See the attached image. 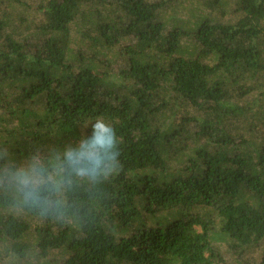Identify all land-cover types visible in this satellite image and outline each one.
<instances>
[{
  "label": "trees",
  "instance_id": "16d2710c",
  "mask_svg": "<svg viewBox=\"0 0 264 264\" xmlns=\"http://www.w3.org/2000/svg\"><path fill=\"white\" fill-rule=\"evenodd\" d=\"M171 1L45 0L23 33L0 22V165L75 144L98 118L121 163L78 219L0 204V264H224L212 239L264 244V89L250 99L264 0L189 26L166 19Z\"/></svg>",
  "mask_w": 264,
  "mask_h": 264
},
{
  "label": "clouds",
  "instance_id": "9594fccd",
  "mask_svg": "<svg viewBox=\"0 0 264 264\" xmlns=\"http://www.w3.org/2000/svg\"><path fill=\"white\" fill-rule=\"evenodd\" d=\"M119 143L112 123L98 118L75 144L29 154L19 164L6 161L0 165V204L15 214L32 211L58 221L86 215L90 189L121 170ZM85 189L88 200L81 198Z\"/></svg>",
  "mask_w": 264,
  "mask_h": 264
},
{
  "label": "rangeland",
  "instance_id": "374dc122",
  "mask_svg": "<svg viewBox=\"0 0 264 264\" xmlns=\"http://www.w3.org/2000/svg\"><path fill=\"white\" fill-rule=\"evenodd\" d=\"M158 1V0H150ZM45 0H0V22L4 25V32L11 31L9 25L19 33H23L24 29L27 30L32 27L33 24L37 23L42 18L41 6ZM204 9L206 14H211L215 19L222 21H230L234 19L233 15V3L231 0L220 4L218 7L211 3L209 0H174L167 2L165 17L168 20L172 19H183L189 26V23L195 18L196 11ZM169 24H171L169 22ZM81 28L79 22L71 24V38L74 45H79L77 41L78 31ZM128 40H121L120 45L127 43ZM190 43L188 39L182 41V45ZM114 58L116 54V48L111 50L110 54ZM117 62L113 65V70L116 71L122 63V60H116ZM262 87H256L253 90L254 98L258 95ZM263 91V90H262ZM212 246L215 250L219 251L223 257L224 264H251L257 263L261 257V253L264 249V244L249 245L246 247L231 244L228 240L212 239ZM59 252L56 255L59 256Z\"/></svg>",
  "mask_w": 264,
  "mask_h": 264
}]
</instances>
